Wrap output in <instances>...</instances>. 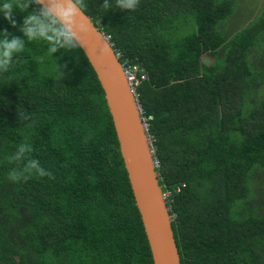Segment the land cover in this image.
I'll return each mask as SVG.
<instances>
[{"label": "trees", "instance_id": "1", "mask_svg": "<svg viewBox=\"0 0 264 264\" xmlns=\"http://www.w3.org/2000/svg\"><path fill=\"white\" fill-rule=\"evenodd\" d=\"M243 1L85 0L139 80L180 264H264V8ZM26 14L0 13V33L23 37ZM48 48L25 41L0 77V264H153L95 74L79 47ZM22 143L54 179H8Z\"/></svg>", "mask_w": 264, "mask_h": 264}, {"label": "water", "instance_id": "2", "mask_svg": "<svg viewBox=\"0 0 264 264\" xmlns=\"http://www.w3.org/2000/svg\"><path fill=\"white\" fill-rule=\"evenodd\" d=\"M89 31L81 35L84 54L102 89L120 156L140 216L153 264H180L171 216L155 171L152 146L136 94L107 36L83 13ZM102 49H107L102 52Z\"/></svg>", "mask_w": 264, "mask_h": 264}, {"label": "clouds", "instance_id": "3", "mask_svg": "<svg viewBox=\"0 0 264 264\" xmlns=\"http://www.w3.org/2000/svg\"><path fill=\"white\" fill-rule=\"evenodd\" d=\"M35 4L37 9L28 12L31 5ZM139 6V0H115V9L135 10ZM85 0H4L0 3V13L3 14L13 27L17 22L13 16V10L27 13L19 26L18 31L23 37L13 36L8 39L10 33H0V77L7 78L13 57L23 52L25 41H46L49 45L48 51L53 54L60 49L65 51L81 47V35L89 31L84 22L83 10ZM102 9L108 11L113 9L111 0H103ZM107 49H102L106 52ZM60 76L63 73L59 71ZM19 119L24 122L29 119L25 113H19ZM32 151L31 145L22 143L16 151L8 157L11 164L16 165L8 173V179L12 182L27 181L33 177L43 178L47 176L54 179L52 173L40 164L39 159H26Z\"/></svg>", "mask_w": 264, "mask_h": 264}, {"label": "rangeland", "instance_id": "4", "mask_svg": "<svg viewBox=\"0 0 264 264\" xmlns=\"http://www.w3.org/2000/svg\"><path fill=\"white\" fill-rule=\"evenodd\" d=\"M252 3H256L254 8H252L251 0H250V2H249V0H244L243 2H240V5L242 7V12L244 13V15H246L247 17L249 16L251 19H253L256 15H258L260 13L261 9L264 8V6H263L264 0H254V1H252ZM237 23H240V21L237 20ZM204 61H205L204 58L199 61V68L204 67ZM133 76H134V74H133ZM263 198H264V196H263Z\"/></svg>", "mask_w": 264, "mask_h": 264}, {"label": "built area", "instance_id": "5", "mask_svg": "<svg viewBox=\"0 0 264 264\" xmlns=\"http://www.w3.org/2000/svg\"><path fill=\"white\" fill-rule=\"evenodd\" d=\"M107 38H108V36H107ZM108 40H109V38H108ZM116 53V52H115ZM116 56H117V58L119 57V53H116ZM123 66V65H122ZM123 69H124V72H125V74H126V76H127V79H128V81H129V83H130V85H131V87H132V91H134L135 92V94H136V91H135V88H136V86L139 84V80L138 79H136L135 78V75L133 76V72L132 71H130L129 69H127V68H124L123 67ZM143 77H141V79H142ZM140 112H141V116H142V111H141V108H140ZM148 119H150V118H145V117H143L142 116V120H143V124H144V127H145V129H146V132H147V130H148V124L146 123V121L148 120ZM148 140H149V143H150V145H151V142H152V139H151V137L148 135ZM154 164H155V166H158L157 165V162H155L154 161ZM165 196V195H164Z\"/></svg>", "mask_w": 264, "mask_h": 264}]
</instances>
